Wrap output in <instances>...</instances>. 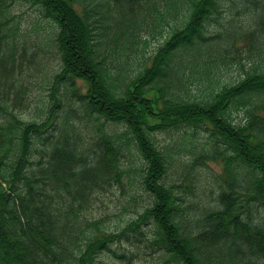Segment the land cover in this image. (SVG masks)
<instances>
[{
    "label": "trees",
    "instance_id": "16d2710c",
    "mask_svg": "<svg viewBox=\"0 0 264 264\" xmlns=\"http://www.w3.org/2000/svg\"><path fill=\"white\" fill-rule=\"evenodd\" d=\"M16 1L0 0L4 109L8 94L19 91L17 52L29 49L13 37ZM24 1L52 21L61 67L45 120L25 121L8 110L0 117V264H101L99 257L110 253L127 258L112 245L141 241L142 223L152 227L155 264H264V219L256 220L252 209L264 206V0ZM165 28L154 53L130 70L142 32L154 36ZM232 59L242 62L241 73L221 84L216 72ZM196 74L208 81L205 99L189 93ZM61 104L70 109L64 118L56 113ZM235 110L244 112L239 121ZM73 114L92 120L90 134L71 121ZM115 124L125 131L114 133ZM182 125L205 127L213 137L194 162L220 156L225 164L218 205L196 217L188 215L195 207L193 164L177 162L184 175L180 195L166 181L170 165L152 137ZM131 140L144 159L140 186L150 200L126 229L102 230L87 210L98 189L121 182Z\"/></svg>",
    "mask_w": 264,
    "mask_h": 264
},
{
    "label": "rangeland",
    "instance_id": "374dc122",
    "mask_svg": "<svg viewBox=\"0 0 264 264\" xmlns=\"http://www.w3.org/2000/svg\"><path fill=\"white\" fill-rule=\"evenodd\" d=\"M10 19V25L14 28L12 30L13 37L20 45L27 41L29 49L25 52L19 49L17 52L13 80L15 89L19 91L15 94H8L10 103L5 105L6 109L0 108V117L8 116L9 114L6 112L8 110L14 111L25 121H42L47 118L49 107L53 101L51 99L53 74L61 67L50 37L51 32L54 31V25L50 19L42 16L38 6L24 0L16 1L11 6ZM168 29L165 28L163 33H157L154 36L147 30L142 32L143 39L131 54L130 70L138 69L140 64L154 53ZM37 48L38 50L35 52ZM242 61L244 63L247 60L242 58ZM241 69L242 62L232 59L229 68L217 71L215 78L219 79L221 84L232 82L240 75ZM195 77L189 93L194 98L205 99L209 92L208 81L203 76V79L200 80L199 74H196ZM76 85L81 86L83 92L87 89L86 84L80 80H77ZM60 86L62 90L63 82ZM73 90L74 88H70L66 93L68 98L73 96ZM57 96L60 97L61 103L65 101L61 98L59 89ZM74 104H77V101ZM69 110L67 104H61L56 108V113H58V117L64 118L70 112ZM243 115L242 110H235L232 113V117L238 121ZM76 116L73 114L70 117L71 121L76 123L84 135L90 134L92 120L87 116L79 120L75 118ZM62 122L58 118L57 125ZM107 126L109 127V124ZM114 129V133L125 131L122 124H115ZM152 137L157 146L166 154L170 165L166 181L168 184L177 185L175 190L180 195L184 190L182 187L184 175L180 170H176L177 162L183 160L193 164V168H191L193 192L189 193V197L195 207L189 210L188 215L196 217L204 209L217 206L223 182L221 178L225 166L223 158L218 156L217 159L209 158L204 162L201 160L194 162L195 157L204 154L212 144L213 137L210 130L205 127L193 128L182 125L177 128L153 131ZM126 139L127 136L124 137V140ZM128 146V150L124 151L125 157L122 161V167L126 172L123 174L121 182L112 181L104 189H98L87 210V217L102 230L121 231L126 229L128 223L138 217L150 200L148 193L140 186L144 159L137 152L133 140ZM252 209L256 220L264 219V206H253ZM139 230L141 233L138 239L141 241L124 239L121 243L112 245L118 254H125L127 258L111 253L104 254L99 257L101 264H155L158 261V253L150 245L153 235L152 227L142 223ZM126 233L133 235L131 231H126Z\"/></svg>",
    "mask_w": 264,
    "mask_h": 264
}]
</instances>
